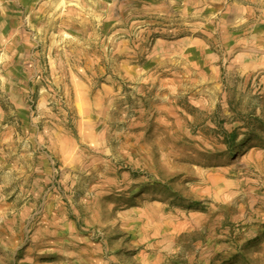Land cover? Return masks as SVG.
<instances>
[{
	"label": "rangeland",
	"instance_id": "rangeland-1",
	"mask_svg": "<svg viewBox=\"0 0 264 264\" xmlns=\"http://www.w3.org/2000/svg\"><path fill=\"white\" fill-rule=\"evenodd\" d=\"M0 264H264V0H0Z\"/></svg>",
	"mask_w": 264,
	"mask_h": 264
}]
</instances>
